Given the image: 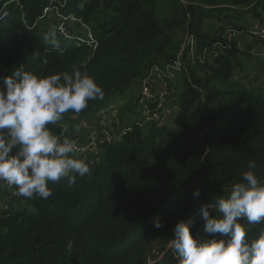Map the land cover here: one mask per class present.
<instances>
[{
  "label": "trees",
  "instance_id": "1",
  "mask_svg": "<svg viewBox=\"0 0 264 264\" xmlns=\"http://www.w3.org/2000/svg\"><path fill=\"white\" fill-rule=\"evenodd\" d=\"M53 5L0 0V14L7 11L0 15V77L21 64L37 75L78 67L94 77L104 99L50 125L61 138H71L72 126L83 118L96 124L97 114L128 97L153 66L172 62L187 37L195 40V51L186 47L185 65L171 82L172 123L130 122L124 119L133 110L127 103L119 122L110 120L131 127L122 141L106 145L103 157L79 155L90 175L77 176L72 185L50 183L47 199L14 196V188H4L9 209L0 212V264H179L169 247L177 221L188 222L193 235L201 230V205L226 197L250 160L264 180V74L250 82L233 79L243 50L224 33H247L253 23H264V0H66L59 12L93 30L94 48L77 43L80 23L73 37L56 31L62 39L55 38V46L43 38L56 30L55 10L45 13ZM135 102L140 107L139 96ZM156 219L163 227H154ZM242 223L250 239L264 229ZM154 246L160 257L150 263Z\"/></svg>",
  "mask_w": 264,
  "mask_h": 264
},
{
  "label": "clouds",
  "instance_id": "2",
  "mask_svg": "<svg viewBox=\"0 0 264 264\" xmlns=\"http://www.w3.org/2000/svg\"><path fill=\"white\" fill-rule=\"evenodd\" d=\"M56 35L52 27L43 38L55 46ZM104 97L94 77L78 67L44 76L21 64L0 77V184L14 188L15 195L47 199L52 195L50 183L67 180L72 185L77 176L90 175L89 163L78 155L81 147L67 134L55 135L50 125H59L65 114L78 115L89 101ZM72 127L81 129L78 123ZM256 168L250 160L226 197L213 196L201 205L202 229L195 235L188 222H176L169 247L179 264H264V229L250 239L242 223L264 225V180ZM199 195L195 189L193 196ZM154 227L163 224L156 219ZM72 244H67L69 252Z\"/></svg>",
  "mask_w": 264,
  "mask_h": 264
},
{
  "label": "built area",
  "instance_id": "3",
  "mask_svg": "<svg viewBox=\"0 0 264 264\" xmlns=\"http://www.w3.org/2000/svg\"><path fill=\"white\" fill-rule=\"evenodd\" d=\"M54 4L52 7L47 8L45 13L55 10L57 26L56 31L58 34L65 37H73V30L77 23H80L83 35L77 37L76 41L78 44H85L88 47L94 48L96 46V38L93 30L83 23L80 19L73 16H65L59 12V6H65L66 0H53ZM2 17L7 15L5 8L0 14ZM225 37L227 42L237 41V35L240 33L234 28H229L225 30ZM248 36L251 39H259L264 42V23L255 22L247 31ZM238 47L244 50L242 44L238 43ZM191 46V52L193 54L195 47V40L192 37H187L185 44L182 46L181 50L177 53L175 59L165 64L164 66L155 65L151 68L149 73L140 82V93H139V103L142 104L143 108V118L139 125H145L151 122L158 124H166L170 121V116L167 109V102L172 96L171 82H173L177 73L181 72L185 62L184 53L186 47ZM261 57V62L264 66V52L259 54ZM203 60V59H202ZM156 72H159L164 78L163 82L159 87L155 86L153 81V76ZM259 72H255L253 76L256 78L262 76ZM111 113H109V117ZM108 117V118H109ZM106 118V119H108ZM101 120V119H100ZM89 118H83L80 121L81 129L79 132H75L71 139H74L77 144L81 147L82 151L78 155L87 157L89 151L94 152V158L99 155V153L104 150V147L109 144H116L122 141L124 135L131 130V127H119L114 125L112 121L100 122L99 125L89 123ZM65 131V130H64ZM98 159V158H97ZM7 188L6 185L0 184V212L9 209V199L4 196L3 190ZM12 195L19 196L14 194ZM160 257L159 252L155 258L150 259V263L154 262L155 259L158 260Z\"/></svg>",
  "mask_w": 264,
  "mask_h": 264
},
{
  "label": "crops",
  "instance_id": "4",
  "mask_svg": "<svg viewBox=\"0 0 264 264\" xmlns=\"http://www.w3.org/2000/svg\"><path fill=\"white\" fill-rule=\"evenodd\" d=\"M237 42L243 45L244 50L243 52L239 54L240 63L234 72L233 79L238 82H242V81L250 82L253 79L255 80L256 77L253 76L255 72L264 74V66L261 62V57L259 55L260 53L264 52V42L251 39L246 32H241L237 35ZM163 78L164 77L159 72H156L153 76V81H154L155 86L159 87L160 84L163 82ZM134 89L137 90V95L135 97L136 99L138 98L139 93H140L139 82H138V86H136ZM175 98H176L175 90L172 89V96L169 98L167 102V109H168V113L170 117L172 116V114L174 113L176 109V106L174 105ZM135 99H125L126 101L119 100V102L122 103V105L120 104L119 108H117V106H115V108H112L110 106L100 111L95 121L98 122L101 119V122H107V121H110L111 119H117V121L119 122V119H120L119 117H122V109L124 105L127 103H132L131 106L133 108L134 107L136 108L138 115L135 116L133 113V110H129L128 113L124 116V119L128 118L130 119V122H140L141 120V116L139 115L140 111L138 110L137 106H134V103L136 104ZM109 112H111V116L108 119H106L107 114ZM124 121L127 122L126 120ZM77 123L78 122H76V124Z\"/></svg>",
  "mask_w": 264,
  "mask_h": 264
},
{
  "label": "rangeland",
  "instance_id": "5",
  "mask_svg": "<svg viewBox=\"0 0 264 264\" xmlns=\"http://www.w3.org/2000/svg\"><path fill=\"white\" fill-rule=\"evenodd\" d=\"M56 20H57V19H56ZM63 37H64V36H63ZM56 39L61 40L62 37L56 35ZM132 88H133V87H132ZM136 95H137V90L133 88V89H131L130 94L128 95V97L123 98V100H125V99H135ZM118 99H119V98H118ZM118 102H119V101L117 100V101L113 102L112 104H110V106H111L112 108H115V106H117V108H119L120 104L122 105V103H121V102L118 103ZM117 104H118V105H117ZM110 106H109V107H110ZM106 108H108V107H106ZM106 108H104V109H106ZM137 108H138V110L140 111V112H139V115L141 116V120H142V118H143V108H142V105L140 104V107H137ZM104 109H102V110H104ZM102 110H101V111H102ZM109 113H111V112H109ZM109 113L107 114V117H106V118L109 117ZM133 113H134L135 116L138 115V112H137V110H136L135 107L133 108ZM97 115H98V114H97ZM175 116H176V111H174V113H173L172 116L170 117V121H169L170 123H172V122L174 121ZM93 120H94V119L91 118L90 121H89V123H92ZM141 120H140V121H141ZM95 123L97 124V121H96ZM103 154H104V150H102V151L99 153V156H102V157H103ZM17 201H18V200H17ZM17 201L14 200L13 204L17 203ZM13 204H12V205H13ZM158 251H159V250H158V247H157V246H154V247H152L150 254H151V253H152V254H156V256H157V252H158ZM150 254H149V256L151 257ZM152 257H153V256H152ZM152 257H151V259H152ZM153 261H155V259H154Z\"/></svg>",
  "mask_w": 264,
  "mask_h": 264
}]
</instances>
